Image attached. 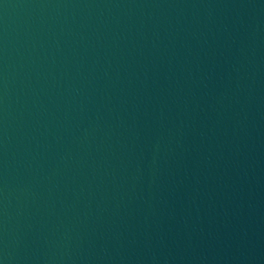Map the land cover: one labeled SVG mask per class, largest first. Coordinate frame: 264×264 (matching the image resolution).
<instances>
[{"label":"water","instance_id":"obj_1","mask_svg":"<svg viewBox=\"0 0 264 264\" xmlns=\"http://www.w3.org/2000/svg\"><path fill=\"white\" fill-rule=\"evenodd\" d=\"M0 264H264V0H0Z\"/></svg>","mask_w":264,"mask_h":264}]
</instances>
